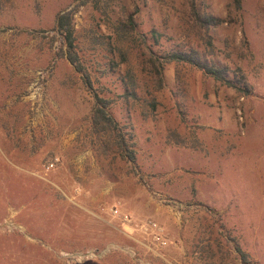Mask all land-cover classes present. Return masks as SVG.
<instances>
[{
	"label": "rangeland",
	"instance_id": "obj_1",
	"mask_svg": "<svg viewBox=\"0 0 264 264\" xmlns=\"http://www.w3.org/2000/svg\"><path fill=\"white\" fill-rule=\"evenodd\" d=\"M195 2L227 20L210 29L213 50L188 0H0V264H243L236 246L264 264V0L239 12ZM69 11L95 92L134 136L135 163L91 141L94 95L56 31ZM132 13L156 57L195 50L230 79L244 74L251 93L176 62L160 87L138 36L123 54L116 46ZM116 206L159 224L167 245L125 231Z\"/></svg>",
	"mask_w": 264,
	"mask_h": 264
},
{
	"label": "trees",
	"instance_id": "obj_2",
	"mask_svg": "<svg viewBox=\"0 0 264 264\" xmlns=\"http://www.w3.org/2000/svg\"><path fill=\"white\" fill-rule=\"evenodd\" d=\"M189 1V13L194 27L198 32L203 34V40L208 49L213 50L212 36L210 35V29L217 27L225 22L226 19L214 17L206 12H200L196 6L195 0ZM231 7L235 11L239 12L242 9L243 0H230ZM135 14L128 15L124 21H119L116 25L115 43L118 47L120 54H123L124 46L127 43H134L135 36L139 43H142L144 49L148 51V60L146 62L150 65L156 82L160 87L164 82V69L165 65L176 62L189 64L203 74L213 78L216 82H219L223 86L234 89L237 93L242 95H249L251 93L250 86L246 80L244 74H241V78L230 79L228 77V68L222 67L220 64L213 62L212 60L204 59L200 57L199 53L195 50L188 52L184 51H171L167 52L163 57L158 58L152 53L150 46L148 45V38L145 35L138 34L136 30ZM73 12H64L57 15L56 18V31L62 38V42L66 47L65 54L75 70L81 74L85 85L92 91L94 95V106L92 110L91 128H92V143L96 145L99 151L113 158H120L132 163L136 162L135 142L133 134L127 131L114 116L109 112L110 100L101 97L95 92V81L91 75L90 69L86 62L80 55L79 39L77 36L76 28L74 26ZM151 38L156 43L159 42L161 34L156 30L151 32ZM113 61V59H112ZM243 85V86H242ZM134 86V85H133ZM130 88L132 96L137 94L135 86ZM236 251L239 254L243 264H250L248 255L243 250L236 246Z\"/></svg>",
	"mask_w": 264,
	"mask_h": 264
},
{
	"label": "built area",
	"instance_id": "obj_3",
	"mask_svg": "<svg viewBox=\"0 0 264 264\" xmlns=\"http://www.w3.org/2000/svg\"><path fill=\"white\" fill-rule=\"evenodd\" d=\"M54 163H51V166H53ZM111 214L114 217H119L121 220V223L123 225V228L127 232H131V229L136 230H141L144 232L145 235H148L152 238V240L160 246H166L167 245V240H166V234L165 230L156 222H147L146 224H138L135 222L131 216L128 214H123L121 210L116 206L114 208L110 209ZM141 226V227H138Z\"/></svg>",
	"mask_w": 264,
	"mask_h": 264
}]
</instances>
